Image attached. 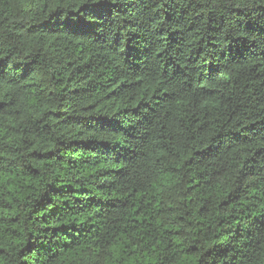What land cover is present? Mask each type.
<instances>
[{
	"label": "trees",
	"instance_id": "trees-1",
	"mask_svg": "<svg viewBox=\"0 0 264 264\" xmlns=\"http://www.w3.org/2000/svg\"><path fill=\"white\" fill-rule=\"evenodd\" d=\"M0 264H264V0H0Z\"/></svg>",
	"mask_w": 264,
	"mask_h": 264
}]
</instances>
